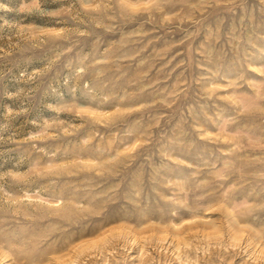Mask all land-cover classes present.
Returning <instances> with one entry per match:
<instances>
[{"label": "rangeland", "instance_id": "obj_1", "mask_svg": "<svg viewBox=\"0 0 264 264\" xmlns=\"http://www.w3.org/2000/svg\"><path fill=\"white\" fill-rule=\"evenodd\" d=\"M0 264H264V0H0Z\"/></svg>", "mask_w": 264, "mask_h": 264}]
</instances>
